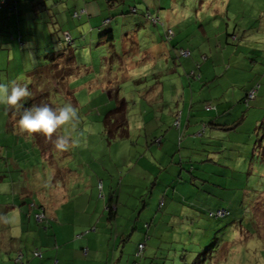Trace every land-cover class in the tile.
Wrapping results in <instances>:
<instances>
[{
  "label": "crops",
  "instance_id": "obj_1",
  "mask_svg": "<svg viewBox=\"0 0 264 264\" xmlns=\"http://www.w3.org/2000/svg\"><path fill=\"white\" fill-rule=\"evenodd\" d=\"M132 6L136 9L135 13L129 12ZM74 11L79 13L78 16H73ZM146 12L157 16L162 25L152 24L144 15ZM193 12L196 14L195 17L191 13V6L180 3L179 0H18L14 10L5 8L0 12V60L10 65L13 56L11 50L16 52L15 58L21 56V53H27L31 57L32 52L36 50L45 54V63L41 65L40 70L32 71L9 70L2 68L0 64L2 68L0 82L15 81L21 85L27 84L31 91L45 94L48 88L58 86L64 91L63 95L67 102L72 104H74L71 95L73 92L83 91L89 94L94 89L92 94H98L100 98L97 103L99 114L103 112L102 115L105 116L120 99L125 102L122 96L117 97V93H114V100L110 97L115 90L114 82L118 77L117 74L113 76V68H118L122 73L140 71L139 66L144 64L146 59L151 62L162 53L166 54L163 59L168 57L165 68L154 66L153 69L159 75L178 71V67L174 64L183 56L179 55L178 48L188 49V47L178 45L179 39L174 28L183 26V31L189 36L193 33L189 28L210 16L204 13L203 8L195 9ZM105 19L108 21L104 22ZM166 27L174 30L172 37L174 41L165 40ZM64 30L69 32L72 39L67 46L62 42ZM108 33L112 34V41L108 40ZM158 36L161 41L157 42L155 40ZM229 37L237 39L238 35L231 34ZM220 43L221 39L217 41V44ZM188 51V55L191 56V50ZM200 56L207 62L206 54L200 53ZM247 59L246 63L239 60V66L244 69L231 73L229 67H224L222 73L223 76L237 78L240 81L238 84L242 83L240 89L244 93L236 98L218 95L219 97L216 96L214 101L211 99L214 108L209 110L204 108V102L209 101V98L202 103L201 98L195 99L190 95L189 100H186L187 88L183 89L179 97L177 88L173 91L168 89L165 91L164 82L159 83L156 80L157 83L154 84L156 90L151 89L143 97L142 103H145L143 105L145 109L140 112L136 122L140 130L138 147L131 146L136 144L135 140L128 143L130 132L127 114L125 122L127 136L114 137L111 139L113 142L106 144L101 130L94 133L89 130V134L85 133L76 138L64 137L56 130L47 136L28 133L27 138H31L33 140L31 143L39 147L33 146L31 151L27 150L28 154L24 151L17 153L14 149L13 153L17 156L12 157L14 166L6 164V168L10 171H5L6 168L0 161V264H20L15 261L19 252L22 255V264H125L123 252L119 249L123 243L119 244L133 234L134 226L126 224L123 228L114 227L118 217L117 203L122 195L121 190L117 196L114 195V175L119 176L120 184L131 176L141 186L143 183L144 191H140L139 196L149 194L151 198L157 193H164L171 201L185 203L199 210H204L206 207H224V203H218L221 198L212 195L198 193L195 199L190 196H194V183L202 179L209 165L214 164L216 170L227 172V169L221 167L235 168L236 162L241 161L240 170L243 177L248 155L254 156L252 152L245 155L243 147L244 143H250L251 132L253 133L260 124L264 126V104L263 101L253 102L254 97L251 101L253 103L246 107L242 97L253 87L259 76L257 74L254 77L252 73L250 75L249 70L264 73V58L258 61L249 56ZM197 64V67L186 73V76L196 80H201L203 77L210 80V74L206 70L208 66L205 67L200 62ZM191 72H194V75ZM20 75L23 79H20ZM138 84L141 83L136 82L135 86ZM189 90L191 91V88ZM69 94L71 98H68ZM166 94H168L167 101L164 99ZM14 107H20L19 102L18 106ZM178 112L179 127L176 128L173 122ZM238 114H243V120L235 128L225 130L215 126L231 124L239 117ZM5 117V105H0V128H5L1 135H5L6 131L8 133L5 135L6 139L20 141L14 128L12 127L10 131L8 129L10 116L8 115L6 120ZM202 123L205 124L204 135L207 137L204 144L190 136V133L198 130ZM243 123H250L254 129L250 126L244 128ZM58 136L71 140L67 144L71 147L69 152L63 147L59 149L55 142ZM51 138L55 140L52 143ZM181 138L182 142L185 139L188 141L186 152L181 150V147L177 149L176 140ZM211 140L220 142L219 149L214 150L220 158L210 157L212 150L206 144ZM115 148H120V151L126 148L129 151L126 154L134 156L131 160L124 159L120 168L122 172L115 169L113 161L109 162V159H105L106 155L110 156V152ZM227 149L230 150L231 156H238L234 162L229 159L230 154L222 153V150ZM149 150H152L151 156L148 155ZM2 151L3 149L0 150ZM59 151H63L65 156L63 164L51 163L48 167H44L47 171L39 172L38 175L35 173V166L27 167L31 155L33 159L38 157L46 163L49 160L53 161L52 152ZM221 153L224 159H221ZM257 153H263L261 161L263 164L250 161L249 168L251 163H257L258 166L253 168L254 172L257 175L258 173L264 175V145L259 144ZM186 169L190 172L189 184L183 186L184 184H179L177 178L183 176L186 178L184 173ZM194 169L197 171L195 175L192 173ZM25 172V179L13 178ZM220 177L229 179L227 174ZM236 178L237 175L230 177V179ZM217 182L219 183L216 184L217 186L222 184V181ZM241 182L239 181V184ZM128 184L131 187L135 186L130 180ZM204 184L201 182L200 186L203 187ZM253 190L255 193L252 191L250 195L248 194L253 202L263 197L262 194L258 195L264 189L259 190L255 187ZM185 192L189 194V202L186 201ZM162 202L164 204L165 201ZM255 206L253 217L259 219L260 213L264 211L258 209L257 204ZM37 207H41L45 214L43 222L37 221L34 216ZM144 207L143 200L141 210ZM171 207H177V204ZM109 208L113 211L111 212ZM227 209L230 215L233 212L236 218L243 213L241 207ZM172 216L173 214H170L169 218ZM160 218L161 224H165L163 213L160 214ZM151 225L152 229H156L155 222ZM253 225L258 228V222ZM128 227L132 230L129 233ZM155 234L156 230L153 231V236ZM145 235L147 236L144 233ZM144 240L138 243L144 242L145 253L147 241ZM36 249L40 251V256L33 254ZM153 258L158 257L155 254ZM152 263V259H141V264Z\"/></svg>",
  "mask_w": 264,
  "mask_h": 264
},
{
  "label": "rangeland",
  "instance_id": "obj_2",
  "mask_svg": "<svg viewBox=\"0 0 264 264\" xmlns=\"http://www.w3.org/2000/svg\"><path fill=\"white\" fill-rule=\"evenodd\" d=\"M179 2L189 4L191 6V13L194 17L196 14L193 11L201 8H203L205 14H210V16L205 18L204 15V20L189 28L193 31L189 36L183 31V26L174 28L177 39H179L178 45L187 46L192 52L191 56H179L180 59L175 61L174 65L178 67V71L173 74L167 75L165 73L164 75H159V73L153 69L154 66L156 68L166 65L165 62L168 57L163 59L162 57H165L166 54L163 55L162 53H158L159 55L151 62L149 59H146L143 62L144 64L139 66L138 70L140 71L122 73L118 68L112 69L113 76L117 74L118 77L117 81L114 82L116 85L115 90L112 91L110 97L114 100V93H117V97L122 96L125 100L124 109L128 116V131L130 132L129 138L127 139L129 144L131 141H136L135 145L131 144L134 148L136 146L138 147V143H140L139 124L136 122L138 121L140 112L145 109V106L143 107L145 103H142L143 97L145 93L154 89V84L157 83L155 82L156 80H158L159 83L164 82L163 88L165 91H167V89L173 91L177 88L179 97H181L183 89L187 88L186 100H189L190 95H193L195 99L201 98L202 103L206 101L207 98L212 102L216 99V96L219 97L220 95H229L231 98H236L238 95L244 93L243 90L240 89L242 83L238 84L240 81H238L237 78H229L227 75L228 80L226 81V76L222 75L224 67H229L230 72L234 73L235 70L238 72L237 70L244 69V67L239 66L240 59L246 63L248 60L247 57L249 56L258 61H262L264 58V0H179ZM4 9V7L1 8L0 12ZM143 25L145 26V24ZM203 33H205V35ZM231 34H237L238 38H230L229 35ZM219 39H221V43L217 44ZM155 41H161L160 37L158 36ZM171 41H174V39L172 38ZM166 44L168 46L167 42ZM11 52L13 56L12 59H10V65L0 60L2 68L32 71L40 70L42 68L41 65L45 63V54H41L36 50L32 52L31 57H29L27 53H21V56L15 58L14 55H16V52L14 50H11ZM200 53L206 54L207 62L201 59ZM243 55L245 56L243 57ZM199 62L204 64L205 67L208 66L206 70H208L210 74V80L206 77H203L201 80H196L191 76H186V73L196 68ZM137 72L140 73L136 74ZM249 72V74L251 75L252 73L254 77L259 74L254 83H256L258 87L260 84V88H256L255 100L253 102L256 101L257 103L263 101L262 104H264V79L262 80L264 73L252 72V69L249 70ZM20 79H23L22 75H20ZM136 82L141 84L135 86ZM254 83L253 86L256 85ZM188 84L190 85L191 91L189 90ZM30 89L31 88L28 89L29 95L27 96L30 99L27 97L22 98V101L19 102L20 107L5 105V120L8 115L10 116L8 129L10 131L13 127L15 133L20 137V141L9 138L6 139L5 135H8V133L5 131V135H1L2 130L5 128H0V150L3 149V151L0 152V161H2V165L5 168L6 164L14 166V162L12 161V157L16 156V154L13 153L14 149H16L17 153H19L18 151H24L28 154L27 150L31 151L33 146L39 147L33 145L31 143L33 140L27 138L28 133L20 131L17 126V120L19 119L21 110L31 107L34 104L39 105L36 100L40 101L42 99L40 91L33 92ZM47 91L45 95L48 96L45 101L41 102L42 105L47 104L50 107L57 108L64 103H71L67 102L64 98L65 95H63L65 94L64 91H61L58 86H52L48 88ZM92 91H94V89H92ZM92 91L89 94H86L87 92L83 93V91H75L73 92L74 94H71L73 96L72 100L74 101V104L71 103V105L76 109V117L55 129L58 134H63L64 137L76 138L85 133L89 134V130L92 131V133L101 130L104 143L106 144L112 141L107 132L111 129V125H109L110 123L105 125L103 121L104 115H102L103 112H101L102 114L100 115L98 111L99 108L97 107L99 95H93ZM71 95L69 94L68 98H71ZM207 95H210V97ZM164 99L165 101L168 100V94L165 95ZM100 111H102V108ZM242 126L244 128L250 126L251 129H254L250 123H243ZM222 132L224 133V131ZM37 134L38 136H44L42 133ZM194 139L197 140L196 138ZM50 140L51 143L55 141L52 138ZM70 141V139H65L66 144L62 146L63 149L68 152L71 147L67 144ZM181 142L182 138L176 140L177 149L181 147V150L186 152L188 141L185 139L182 143ZM244 144L243 150L245 151V155L252 152L254 156H251V154L248 155L243 177H241L242 172L240 170L241 161L236 162L235 168H231L230 166H228V168L221 167L222 169H227V172H223L224 170H222V172L216 170L214 164L209 165V169L204 171V176H199L202 179L194 183V196H190V198L195 199L198 193H203L204 195L207 194L216 198H221V201L218 203H224L225 205L223 206L230 210L232 207H239V209L241 207V209L244 210V214L237 216V218L233 212L231 215L228 214L223 218L208 217L204 213L196 211V209L194 211L190 205L171 201L164 193H157L151 196V198L148 196L149 194L139 196L140 191H144L143 183L141 186L140 183L131 176L125 178L122 184H120L119 176L114 175V195L117 196L119 191H122L120 201L117 203L118 217L115 220L114 227L123 228L126 224L132 227L134 226L133 234L119 244L121 245L123 243L119 249L123 252V259H125L124 263L130 264L131 261L134 260L133 253L138 241L144 240V237H146V235L144 236L145 233L150 235L151 238L145 239L147 243L145 253L143 251L144 255L142 259H152V264H264V213H260L259 219L253 217V212L256 211V204L258 209L264 211V190L258 195L260 196L262 194L263 197L258 198L257 196L258 200H255V202L248 197V194L250 195L252 191L255 193L253 190L255 187L259 190L264 189V175L261 173L257 175L253 170L258 164L253 162L249 168L250 161L259 162V165L263 164L261 162L263 153L259 154L257 152L259 150V144H262V146L264 145V126L260 124L253 133L251 132L250 143ZM206 146H209L212 150L210 152V157L220 158L219 154H216L217 152L214 151L215 149H219V141L211 140ZM62 147H59V149H62ZM151 151L152 150L148 151V155ZM126 153H129L126 148L122 151H120V148H115L110 152V156L106 155L105 159H109V162L113 161L115 163H113L115 169L117 168L122 172L120 168L124 159H133V155H128ZM222 153L225 155L231 152L227 149L222 150ZM222 153L221 159H224L222 158ZM52 154L53 161L50 162L49 160L46 163L38 157L33 159L31 155L29 158L30 163L27 167L35 166V173L38 175L39 172H43L44 170L47 171L44 167H48L51 163L54 165L57 163L63 164L65 158L63 151H59L58 153L52 152ZM257 154H259L260 157H258ZM237 157L238 156H231L230 154L229 159L234 162ZM109 166L110 168L112 167L111 164ZM5 171L10 170L6 168ZM196 172L197 171L194 169V171H192L193 175H195ZM184 173H186V178L183 176L177 179L180 181L179 184H184L183 186H186L189 184L190 172L186 169ZM226 174L229 179L226 180L220 177ZM25 175L26 172L24 174L21 173L19 176L15 175L13 178L16 179L19 177L20 179H25ZM29 175L31 177V171H29ZM231 175H237V178L230 179ZM129 180L132 185L134 182L135 186L131 187L128 184ZM217 181H222V184L217 186L216 184H219ZM239 181H242L241 184H239ZM201 182L205 183L203 187L200 186ZM185 195L186 201L189 202V194L185 192ZM160 199L165 202L159 207L158 203ZM143 200L145 201V207L141 210ZM174 204H177V207H171ZM140 211L141 214L139 215ZM161 213H163V222H165V224H161V221H159L161 220V218L159 219ZM170 214H173L172 218H169ZM144 221L150 224V228L148 227L147 230L143 225ZM153 222L157 224L156 229H152L151 224ZM256 222H258V228H256V225H253V223ZM128 229L127 232L129 233L131 229L130 227H128ZM154 230H156V234L153 236ZM246 231L248 234H246ZM155 254L158 257L156 259L153 258Z\"/></svg>",
  "mask_w": 264,
  "mask_h": 264
},
{
  "label": "clouds",
  "instance_id": "obj_3",
  "mask_svg": "<svg viewBox=\"0 0 264 264\" xmlns=\"http://www.w3.org/2000/svg\"><path fill=\"white\" fill-rule=\"evenodd\" d=\"M28 95L27 84L21 85L15 81L0 82V105L18 106V102ZM75 117L76 109L71 103H64L57 108L50 107L47 104L33 105L21 110L17 126L22 132L42 133L47 136ZM55 142L58 147H62L65 143V138L58 136Z\"/></svg>",
  "mask_w": 264,
  "mask_h": 264
},
{
  "label": "trees",
  "instance_id": "obj_4",
  "mask_svg": "<svg viewBox=\"0 0 264 264\" xmlns=\"http://www.w3.org/2000/svg\"><path fill=\"white\" fill-rule=\"evenodd\" d=\"M6 2H5V4L2 6V7H0V9L1 8H8L9 10H14V8H15V3L18 1V0H10V1H7V0H5ZM134 9H135V7H134ZM129 12H131V13H135L136 12V9L134 10V11H131L130 10V8H129ZM145 15V14H144ZM145 17H146V15H145ZM147 18V17H146ZM148 19V18H147ZM149 20V19H148ZM159 21V20H158ZM153 24V23H152ZM160 24V26L162 25V23L159 21V23L158 24H154V25H159ZM167 29H171V30H173L172 28H170V27H166L165 29H164V33H165V30H167ZM174 33V32H173ZM107 37H108V40L109 41H112V34L111 33H108V35H107ZM172 39V38H171ZM170 39V40H171ZM72 40V39H71ZM169 40V41H170ZM169 41H167V42H169ZM62 42L67 46V45H69L70 44V42L69 43H67V42H65V41H63V38H62ZM179 49V48H178ZM198 65V64H197ZM193 73V74H192ZM191 74L192 75H194V72H191ZM42 94V99L40 100V101H38V100H36L38 103H39V105H42V103L41 102H43V101H45V99H46V95H45V93H41ZM39 96H40V94H39ZM245 96V95H244ZM244 96L242 97V102H243V104H244V106H248L249 105V103L253 100H251V101H249L248 102V104H245L244 103V100H243V98H244ZM32 102H33V100H32ZM34 104V103H33ZM206 104H210L211 106H213V108H214V104L212 103V102H210V101H207V102H204V106L206 105ZM35 105V104H34ZM124 107H125V102L122 100V99H120L118 102H117V104L115 105V107L110 111V112H108L105 116H104V123H105V125H108L109 123V125H111V129H109L107 132L109 133V135H110V138L112 139V138H114V137H126L127 136V131H126V125H125V122H126V113H125V109H124ZM209 110V109H208ZM179 112L176 114V116H175V120H177L178 121V124L177 125H175V123L173 122V126H175L176 128H178L179 127ZM174 120V121H175ZM242 120H243V114L242 115H240L237 119H235L231 124H216L215 126H217V127H219V128H221V129H225V130H230V129H233V128H235V126H237V125H239V123L240 122H242ZM204 128H205V124L204 123H202V124H200V127L198 128V130H196V131H194V132H192V133H190V135L193 137V138H196L197 139V141L199 142V143H201V144H204V143H206V141H207V137L204 135ZM197 131H200L201 132V134H202V136H203V138H204V140L201 142L200 140H199V138L197 137V135H195L196 134V132ZM163 204V202H162V200H160L159 201V203H158V206H160V205H162ZM109 206V205H108ZM194 211H195V209H196V211H199V212H201L202 210H199V208H196V207H191ZM217 208H224L225 210H226V214H224L223 216H214V215H211V214H209V211H214L215 209H217ZM110 209V211L112 212L113 211V209L112 208H109ZM202 213H204L206 216H208V217H213V218H223V217H225L226 215H230V212H229V210L226 208V207H206V208H204V210H203V212ZM242 214H244V210H243V213ZM149 222H144V226L146 227V230L148 229V227H149ZM147 238H149V235L147 234V236L145 237V239H147ZM142 257H143V252H142V255H141V257H140V259H142ZM138 260V263L139 264H141V260Z\"/></svg>",
  "mask_w": 264,
  "mask_h": 264
},
{
  "label": "built area",
  "instance_id": "obj_5",
  "mask_svg": "<svg viewBox=\"0 0 264 264\" xmlns=\"http://www.w3.org/2000/svg\"><path fill=\"white\" fill-rule=\"evenodd\" d=\"M5 2H6L5 0H0V7H2L5 4ZM130 10L134 11L135 9H134V7H130ZM78 14L79 13L77 11L73 12V16H78ZM145 15L150 20L151 23H153V24H158L159 23L157 16L150 15L149 12H146ZM106 21H108V19H105L104 22H106ZM173 35H174L173 30L167 29V30H165L164 38H165L166 41H169L173 37ZM62 38H63V41H65L67 43H69L71 41V36H70V34H69V32L67 30H64L62 32ZM178 53H179V55L185 56V55H188L189 51H188V49H185V48H179L178 49ZM257 87H258V85L256 84V85H254L252 88H250L245 93V96L243 98L245 104H248V102L254 98L255 91H256ZM204 108L206 110H208V109H212L213 106H211L210 104H206L204 106ZM174 123H175V125H177L178 121L175 120ZM195 135H197V137L199 138V140L201 142L204 140V138H203V136H202L200 131H197ZM32 206H33V204H32ZM37 209L38 210L34 213V216H35L36 220L39 221V222L45 221V214H44L42 208L41 207H37ZM226 213L227 212H226V210L224 208H217L214 211H209V214L214 215V216H223ZM143 250H144V242L138 243L137 246H136V249H135V251L133 253L134 260H132L130 264H139L138 260L140 259ZM33 254L35 256H40L41 253H40V251L38 249H36V250L33 251ZM21 257H22V255L19 252L17 254V256L15 257V261L17 263L19 262L20 264H22Z\"/></svg>",
  "mask_w": 264,
  "mask_h": 264
}]
</instances>
